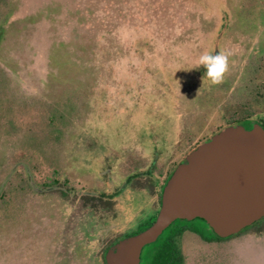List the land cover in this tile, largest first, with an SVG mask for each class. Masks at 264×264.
<instances>
[{
	"label": "rangeland",
	"instance_id": "374dc122",
	"mask_svg": "<svg viewBox=\"0 0 264 264\" xmlns=\"http://www.w3.org/2000/svg\"><path fill=\"white\" fill-rule=\"evenodd\" d=\"M3 12L0 183L14 181L0 264H104L109 243L150 224L192 145L264 115V0H4ZM204 52L228 58L218 84L190 69ZM180 225L194 229L177 236L183 264H264V218L223 240Z\"/></svg>",
	"mask_w": 264,
	"mask_h": 264
},
{
	"label": "water",
	"instance_id": "95a60500",
	"mask_svg": "<svg viewBox=\"0 0 264 264\" xmlns=\"http://www.w3.org/2000/svg\"><path fill=\"white\" fill-rule=\"evenodd\" d=\"M264 217V128L228 125L199 143L173 169L161 190L154 220L118 239L106 264H140L146 246L176 220H203L229 237Z\"/></svg>",
	"mask_w": 264,
	"mask_h": 264
},
{
	"label": "trees",
	"instance_id": "16d2710c",
	"mask_svg": "<svg viewBox=\"0 0 264 264\" xmlns=\"http://www.w3.org/2000/svg\"><path fill=\"white\" fill-rule=\"evenodd\" d=\"M3 10H4V0H0V17L4 13ZM201 74L204 75V69L203 68L201 70ZM57 118L58 119H63V114L61 112L57 113ZM239 121H241V120H238L236 122H239ZM210 136L206 137L202 141L208 139ZM202 141L196 142L194 145H192L188 149L187 153L190 150H193ZM175 166L176 165H174L171 168L170 172L167 174V177L165 178L164 183L166 182L167 178L172 173V171L175 168ZM151 167H153V166H151ZM151 169L152 168H150V170L147 172V174L150 173ZM13 178H14V175H8L0 183V200H4L6 198V196L8 194V192H7L8 189L13 185V181H14ZM20 179L23 182L24 179L22 177ZM44 185L46 187H49V188H51V187L52 188H56L59 185V183H58V181L56 179L50 178V179H48L47 182H45L43 184V186ZM15 187H17V186H15ZM18 188H20V187H18ZM60 193H61L62 197H68L69 196V191L66 188H60ZM99 197L97 198L98 200L101 199ZM160 199H161V193L159 195V208H160ZM100 203H101V205H106V204L111 205V202H108L106 200H103V202L100 201ZM93 205L95 206L97 204H93ZM158 210H157V212H158ZM157 212L150 217L149 223H150V221L152 219L155 218ZM197 220H200L201 222L204 223V221L201 220V219H197ZM175 222H183V223H185V222H188V221L178 219ZM257 222H255V223H257ZM255 223H253V225ZM204 225H205V223H204ZM250 226H252V225H250ZM185 228L191 229V230L193 229L190 226H184V225H180L179 227H176V228H171V226L169 228H167L156 242L150 244L149 246H147V248L144 249L145 252L143 251L144 253H142V260H141L140 264H183L182 255H181L180 250H179L178 245H177V236L180 235L184 231ZM207 229H208V231L211 234V238L210 237H205V236H203V237L206 240H208V241H210V240H223V239L231 238V237H233V236H235V235L240 233V232H238V233H235V234H233V235H231L229 237L220 238V237L216 236L209 228H207ZM124 237H125V235H121L120 236V238H124ZM120 238H118V239H120ZM118 239H115L114 241L109 243L108 246H110L113 243H115ZM104 252H105V250L103 251V255H104ZM103 260H104V264H106L104 256H103Z\"/></svg>",
	"mask_w": 264,
	"mask_h": 264
},
{
	"label": "clouds",
	"instance_id": "9594fccd",
	"mask_svg": "<svg viewBox=\"0 0 264 264\" xmlns=\"http://www.w3.org/2000/svg\"><path fill=\"white\" fill-rule=\"evenodd\" d=\"M204 69V77L212 85L218 84L222 81L224 73L228 69V58L222 53H202L196 62L192 65V68Z\"/></svg>",
	"mask_w": 264,
	"mask_h": 264
},
{
	"label": "flooded vegetation",
	"instance_id": "af4514ba",
	"mask_svg": "<svg viewBox=\"0 0 264 264\" xmlns=\"http://www.w3.org/2000/svg\"><path fill=\"white\" fill-rule=\"evenodd\" d=\"M253 95H255V103H261V102H263L262 101V99H264V93L263 92H260V90H253ZM252 105V104H251ZM238 120H241V121H239V122H236V121H238ZM255 123H258V124H260L263 128H264V115L263 116H261V117H259V118H257V119H251V118H248V117H241V118H239V119H236V120H234L233 122H231V123H229V124H226L224 127H226V126H228V125H236V124H241V125H243L245 128H251L252 126H253V124H255ZM223 127V128H224ZM222 129V128H221ZM221 129H218V130H216V131H214L212 134H214L215 132H217V131H219V130H221ZM211 134V135H212ZM191 151V150H190ZM189 151V152H190ZM188 152V153H189ZM186 155V154H185ZM185 157V156H184ZM264 218V217H263ZM261 219H259L258 221H260ZM152 221V220H151ZM151 221H150V223H151ZM257 222V221H256ZM145 222H140V223H137L136 225H135V227H133L132 229H130V230H128V231H126L123 235H125V237L127 236V235H129V234H133V233H136V232H138L139 230H141L142 229V227H143V225H145L144 224ZM205 223V222H204ZM149 225V224H148ZM205 225L206 226H204L205 228L207 227V228H209V226L205 223ZM251 225H253V224H251ZM146 227V226H145ZM246 228V227H245ZM210 229V228H209ZM211 230V229H210ZM243 230V229H242ZM212 231V230H211ZM194 232H196V233H198V231L196 230V231H194ZM241 232V231H240ZM200 237H202L203 239H205L201 234H200Z\"/></svg>",
	"mask_w": 264,
	"mask_h": 264
}]
</instances>
